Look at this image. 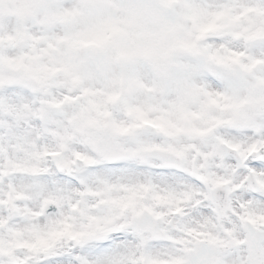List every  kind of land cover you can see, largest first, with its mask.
I'll use <instances>...</instances> for the list:
<instances>
[{
  "label": "snow or ice",
  "instance_id": "6c2138e0",
  "mask_svg": "<svg viewBox=\"0 0 264 264\" xmlns=\"http://www.w3.org/2000/svg\"><path fill=\"white\" fill-rule=\"evenodd\" d=\"M0 264H264V0H0Z\"/></svg>",
  "mask_w": 264,
  "mask_h": 264
}]
</instances>
